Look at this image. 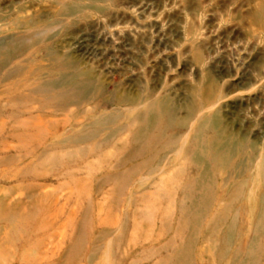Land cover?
<instances>
[{
	"label": "rangeland",
	"instance_id": "rangeland-1",
	"mask_svg": "<svg viewBox=\"0 0 264 264\" xmlns=\"http://www.w3.org/2000/svg\"><path fill=\"white\" fill-rule=\"evenodd\" d=\"M0 264H264V0H0Z\"/></svg>",
	"mask_w": 264,
	"mask_h": 264
}]
</instances>
